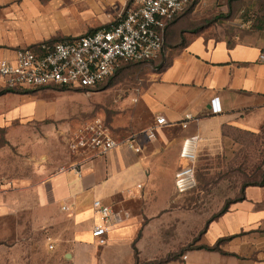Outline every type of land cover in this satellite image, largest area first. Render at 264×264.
I'll return each instance as SVG.
<instances>
[{"label": "crops", "instance_id": "0c3cea01", "mask_svg": "<svg viewBox=\"0 0 264 264\" xmlns=\"http://www.w3.org/2000/svg\"><path fill=\"white\" fill-rule=\"evenodd\" d=\"M134 2L0 0V58L13 56L21 47L98 30ZM207 2L200 4L211 5L214 0ZM262 52L264 41L229 44L204 34L194 36L180 50L167 45L169 65L152 70L139 95L148 115L146 125L133 134L141 151L127 146L106 154L79 150L74 152L76 159L69 152L52 155L36 169L35 179L4 174L0 219L14 218L16 232L24 231L28 222L38 231L64 226L71 240L66 256L72 264H157L163 261L157 256L170 251L176 252H170L174 255L162 264H264V186H247L245 198L210 221L204 232L201 219L188 221L181 209L171 208L185 194L177 190L175 178L187 164L181 156L186 139L201 136L198 158L216 157L232 134L257 133L264 127ZM29 96L0 95V129L12 126L22 114L18 105L7 108L6 103ZM215 98L221 107L218 113L213 112ZM159 116L167 123L157 126ZM155 126V136L141 134ZM58 145L53 142L51 149L58 151ZM95 200L127 215L111 228L104 245L92 235L100 221ZM161 235L172 242L162 245ZM177 239L183 240L185 249L180 250ZM194 240L195 245L186 248ZM218 242L219 249H210Z\"/></svg>", "mask_w": 264, "mask_h": 264}, {"label": "rangeland", "instance_id": "374dc122", "mask_svg": "<svg viewBox=\"0 0 264 264\" xmlns=\"http://www.w3.org/2000/svg\"><path fill=\"white\" fill-rule=\"evenodd\" d=\"M200 2L186 10L175 25L231 44L264 41V0H214L211 5ZM151 71L150 64L126 63L112 80L96 90L41 88L21 102L8 101L7 108L18 105L22 114L16 123L0 131V176L35 179L36 169L52 155L69 152L76 159L77 153L68 140L96 118L103 119L117 138L135 134L148 122L139 95ZM53 142L59 144L58 151L51 149ZM258 167L264 170L263 141L258 136L236 132L226 139L223 151L216 157L198 158L197 186L182 194L181 202L171 208L181 209L188 221L201 219L204 232L227 201L241 197V187L249 178L246 175H252L250 180L261 178ZM17 226L14 218L0 219V264H72L66 256L71 240L64 226L38 231L28 222L24 231L16 232ZM170 241L162 235L159 240L165 246ZM175 241L182 246L183 240ZM194 243L195 240L186 248ZM170 252L157 258H171L174 253Z\"/></svg>", "mask_w": 264, "mask_h": 264}, {"label": "built area", "instance_id": "2783aa9c", "mask_svg": "<svg viewBox=\"0 0 264 264\" xmlns=\"http://www.w3.org/2000/svg\"><path fill=\"white\" fill-rule=\"evenodd\" d=\"M190 1L135 0L114 21L98 30L75 38L18 48L13 56L0 58V90L52 86L96 90L115 75L122 63L158 57L164 47L167 24ZM260 60L264 61V52ZM212 105L213 112L221 111L218 98L212 100ZM166 123L164 116L157 118V126ZM155 130L156 126L150 127L141 134L153 137ZM136 137L116 138L104 120L96 118L74 134L70 146L73 151L89 150L93 154H106L121 146L140 152V146L135 144ZM201 139V136L195 135L186 139L183 145L181 156L187 164L179 169L175 178L180 193L197 186L196 162ZM94 209L100 221L94 225L92 235L104 245L111 228L120 224L127 215L102 200H95Z\"/></svg>", "mask_w": 264, "mask_h": 264}, {"label": "trees", "instance_id": "16d2710c", "mask_svg": "<svg viewBox=\"0 0 264 264\" xmlns=\"http://www.w3.org/2000/svg\"><path fill=\"white\" fill-rule=\"evenodd\" d=\"M199 0H191L184 8L182 11H180L176 17L170 21L166 28H165V32H164V47L161 51V53L159 54L158 57L151 59V60H145V61H130V62H126V63H136V64H150L151 69L152 70H162L164 69L167 65H169V58L166 57L165 54V49L166 46H170L173 50H180L181 48L185 47L189 40L191 38H193L196 35H199L200 33H198V31L196 30H190L189 28H185V27H177V25H175V22L177 21V19L186 11V10H191L192 8H194L197 4H198ZM264 24V19H262L261 21V25ZM172 34V35H171ZM231 44V43H229ZM126 63H122L121 66L117 69L116 73L123 67L124 64ZM115 76V75H114ZM114 76L110 79L112 80L114 78ZM109 81V80H108ZM101 87V86H100ZM99 87V88H100ZM61 89H68L66 87H59ZM97 88V89H99ZM37 89H41V88H37ZM36 89V90H37ZM76 90H87V89H76ZM35 89L31 90V89H1L0 90V95L8 93V92H16V93H21V94H31L32 92H34ZM89 91V90H87ZM4 129H0V131H3ZM240 133H245V134H252L253 136H258L260 138V140L263 141L264 144V127L261 129L260 132H244V131H238ZM233 135V134H232ZM259 169L262 170V167H258ZM246 177L251 178V176L246 175ZM247 178L246 182L243 183L242 187H241V197L239 198H235L233 200H229L227 201V203L225 204V206L223 207V209L220 211V213L218 215H216V218H218L219 216H221L222 214H224L229 206L233 203V202H238L241 201L245 198V188L247 186H264V170H262L261 173V178L259 180L257 179H249ZM212 219V220H214ZM211 220V221H212ZM210 222V221H209ZM208 225V224H207ZM221 242V241H220ZM205 248H210L208 246H204ZM189 248H191V246H189ZM210 249H219V242L213 246ZM170 259V258H168ZM166 259V260H168ZM165 261V260H163ZM163 261L157 262V264H162Z\"/></svg>", "mask_w": 264, "mask_h": 264}]
</instances>
